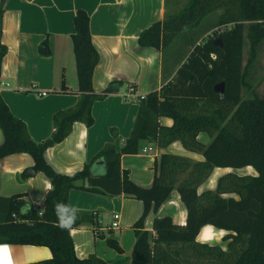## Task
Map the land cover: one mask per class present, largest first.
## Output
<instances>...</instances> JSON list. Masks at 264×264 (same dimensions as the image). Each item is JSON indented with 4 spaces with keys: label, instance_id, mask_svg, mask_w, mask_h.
Instances as JSON below:
<instances>
[{
    "label": "trees",
    "instance_id": "16d2710c",
    "mask_svg": "<svg viewBox=\"0 0 264 264\" xmlns=\"http://www.w3.org/2000/svg\"><path fill=\"white\" fill-rule=\"evenodd\" d=\"M216 12H220L218 24L224 28L216 35L221 37L222 45L205 39L181 61L171 53V63L167 65L164 53L177 36L185 28L199 27ZM2 15L0 7V35ZM74 26L79 98L73 108L55 114L49 139L34 141L26 124L11 113L0 94V127L4 135L0 161L15 154H29L34 166L24 177L42 173L51 183L40 211L23 201L0 197V245L43 246L51 250L52 258L29 264H107L95 255L80 259L75 252L70 231L98 216L81 215L69 206L70 191L79 189L111 197L125 195L143 203V214L134 225L132 264H264V97L254 91L253 97L243 96L244 88L253 90L247 81V69L264 41V0H189L182 10L167 12L163 21L144 30L139 45L162 52L164 74L171 78L160 90L139 100L131 135L119 148L106 145L80 172L69 176L57 173L46 161L45 152L63 142L74 123L91 127L93 104L105 99L109 92L97 94L93 90V74L100 56L92 42L86 11L76 12ZM246 40L251 44V57L243 66ZM6 53L7 47L0 39V76ZM220 82L225 83L223 95L213 90ZM161 118H169L173 124L163 126ZM201 133L210 138L208 145L199 141ZM111 135L118 137L116 129H111ZM145 142L158 149L180 142L187 151L202 155L203 160L162 154L153 185L142 188L122 172L121 158L138 154ZM248 167L255 175L228 172L218 179L215 189L200 191L216 168ZM174 191L186 208V224L157 217L152 231L145 230L148 215L157 213ZM58 204L66 206L59 216ZM208 225L227 232L222 238L225 248L197 240ZM108 244L121 250L113 240Z\"/></svg>",
    "mask_w": 264,
    "mask_h": 264
},
{
    "label": "crops",
    "instance_id": "0c3cea01",
    "mask_svg": "<svg viewBox=\"0 0 264 264\" xmlns=\"http://www.w3.org/2000/svg\"><path fill=\"white\" fill-rule=\"evenodd\" d=\"M0 7L3 11L0 39L7 47L2 62L0 94L11 113L26 124L34 141L49 139L54 131L55 114L73 108L78 102L72 39L75 34L74 16L78 10L86 11L90 17L92 42L100 56L93 74V90L102 94L109 91L111 85L119 86L118 92L109 91L105 99L93 104L94 124L91 127L82 122L74 123L70 135L63 142L46 150L45 159L57 173L73 176L106 145L114 144L119 148L131 135L139 100L152 91L160 90L164 81L171 78L170 74H164L162 52L139 45L141 33L164 20L166 0H5L4 3L0 0ZM2 83L8 86H2ZM160 123L171 126L173 121L161 118ZM111 129H116V139L111 135ZM198 139L204 145L210 142L206 133H201ZM3 143L0 127V145ZM166 153L203 160L202 155L187 151L180 142L165 149L145 142L138 154L122 156V172L139 187L150 188L160 157ZM33 166L34 161L29 154H15L2 159L0 197L23 201L40 211L51 183L42 173L25 178L24 173ZM222 170L228 173L238 169L216 168L204 184L209 183L206 189L216 188L218 179L226 173L214 175ZM68 203L81 215L93 217L98 213L90 223L70 231L78 258L87 259L95 255L107 264H132L136 242L134 225L144 211L141 201L125 195L111 197L73 189ZM114 214L121 216L119 228L103 227V217L113 219ZM157 217H170L176 224H186V208L177 191L157 213L148 215L145 230L152 231ZM203 230H207L206 238L218 240L203 241L200 237ZM223 232L208 225L202 228L197 240L216 245L221 242ZM109 240H113L121 250L110 247ZM50 258L52 252L48 247L0 245V264H29Z\"/></svg>",
    "mask_w": 264,
    "mask_h": 264
},
{
    "label": "rangeland",
    "instance_id": "374dc122",
    "mask_svg": "<svg viewBox=\"0 0 264 264\" xmlns=\"http://www.w3.org/2000/svg\"><path fill=\"white\" fill-rule=\"evenodd\" d=\"M189 0H168L167 2V12H178L179 10H182L187 4ZM220 12L213 13L212 15H209L207 18H205L199 27L194 29H187L185 28L174 40V43L170 48H168L164 53V60L167 65L171 63L172 54H177L178 61H181L182 58H185L186 55L189 54V52L193 49L194 45L200 44L205 39H213L215 40L217 38L216 35L220 33V30L224 29L219 26L218 20H219ZM251 52V44L249 40L245 41L244 44V50H243V66H245L248 61ZM165 64V65H166ZM175 64L173 63L170 68L169 72L174 69ZM247 72V81L252 85V89L250 91H247L246 88L243 89V96L245 98L247 97H253L254 92L261 98L264 97V41L261 42L260 46L257 49L256 52V58L251 62V65L248 67ZM173 72V71H172ZM254 91V92H253ZM240 169L237 171H234L237 174L240 175H246V174H252L255 175L254 170L249 167ZM227 170H222L220 172L216 171L214 176H217L220 173H226ZM204 185L200 191L203 189H206L207 186ZM112 217L110 216H104L102 220V225L105 228H111L112 224ZM116 230V229H115ZM113 230V231H115ZM227 232H223V236L226 235ZM223 238V237H222ZM221 238V242L218 243V245L222 246L223 248L226 247V242L223 241Z\"/></svg>",
    "mask_w": 264,
    "mask_h": 264
},
{
    "label": "water",
    "instance_id": "95a60500",
    "mask_svg": "<svg viewBox=\"0 0 264 264\" xmlns=\"http://www.w3.org/2000/svg\"><path fill=\"white\" fill-rule=\"evenodd\" d=\"M215 45H222V40H221V37L218 36L216 39H215ZM214 92L218 93V94H221L223 95L225 93V83L224 82H220L218 84H216L214 86ZM109 91L110 92H118L119 91V86L115 87L114 85H111L109 87Z\"/></svg>",
    "mask_w": 264,
    "mask_h": 264
},
{
    "label": "built area",
    "instance_id": "2783aa9c",
    "mask_svg": "<svg viewBox=\"0 0 264 264\" xmlns=\"http://www.w3.org/2000/svg\"><path fill=\"white\" fill-rule=\"evenodd\" d=\"M212 58L215 59V56H212ZM3 85L8 86V85L2 83V86ZM43 95H44V93H43ZM143 98L144 97H142L141 99H143ZM145 151H147V149H145ZM149 151H151V149H149ZM120 219H121V216L119 214H114L113 221H112V224H111V228H113V229L119 228Z\"/></svg>",
    "mask_w": 264,
    "mask_h": 264
},
{
    "label": "bare ground",
    "instance_id": "6f19581e",
    "mask_svg": "<svg viewBox=\"0 0 264 264\" xmlns=\"http://www.w3.org/2000/svg\"><path fill=\"white\" fill-rule=\"evenodd\" d=\"M248 169H250L249 167H248ZM205 231H207V230H203V232H202V234L200 235V237H201V239L203 240V241H207V242H216L217 240H218V238H206V236H205ZM217 237H219V236H217Z\"/></svg>",
    "mask_w": 264,
    "mask_h": 264
},
{
    "label": "clouds",
    "instance_id": "9594fccd",
    "mask_svg": "<svg viewBox=\"0 0 264 264\" xmlns=\"http://www.w3.org/2000/svg\"><path fill=\"white\" fill-rule=\"evenodd\" d=\"M65 205H62V204H58L57 206H56V210H57V214H58V216H59V214L65 209Z\"/></svg>",
    "mask_w": 264,
    "mask_h": 264
}]
</instances>
